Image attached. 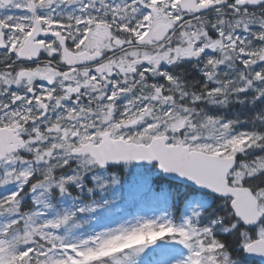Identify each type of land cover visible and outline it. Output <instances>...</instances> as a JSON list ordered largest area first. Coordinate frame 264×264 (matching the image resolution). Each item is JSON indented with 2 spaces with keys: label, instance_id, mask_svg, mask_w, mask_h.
<instances>
[{
  "label": "snow or ice",
  "instance_id": "1",
  "mask_svg": "<svg viewBox=\"0 0 264 264\" xmlns=\"http://www.w3.org/2000/svg\"><path fill=\"white\" fill-rule=\"evenodd\" d=\"M0 264H264V0H0Z\"/></svg>",
  "mask_w": 264,
  "mask_h": 264
},
{
  "label": "rangeland",
  "instance_id": "2",
  "mask_svg": "<svg viewBox=\"0 0 264 264\" xmlns=\"http://www.w3.org/2000/svg\"><path fill=\"white\" fill-rule=\"evenodd\" d=\"M126 218H132L131 216H128V217H126ZM113 226H116V225H113Z\"/></svg>",
  "mask_w": 264,
  "mask_h": 264
}]
</instances>
